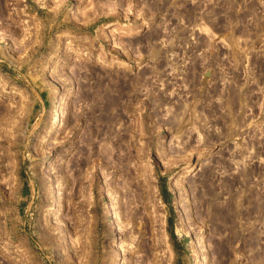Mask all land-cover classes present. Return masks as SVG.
Wrapping results in <instances>:
<instances>
[{
	"label": "rangeland",
	"instance_id": "1",
	"mask_svg": "<svg viewBox=\"0 0 264 264\" xmlns=\"http://www.w3.org/2000/svg\"><path fill=\"white\" fill-rule=\"evenodd\" d=\"M0 264H264V0H0Z\"/></svg>",
	"mask_w": 264,
	"mask_h": 264
},
{
	"label": "bare ground",
	"instance_id": "2",
	"mask_svg": "<svg viewBox=\"0 0 264 264\" xmlns=\"http://www.w3.org/2000/svg\"><path fill=\"white\" fill-rule=\"evenodd\" d=\"M55 104V103H54ZM56 106V105H55ZM54 106V107H55ZM51 118H52V120L50 121V126L49 127H47L48 128V132L49 131H52V130H54L57 126H58V124H59V122H60V112H59V110L58 109H56V108H54L53 109V113L51 114Z\"/></svg>",
	"mask_w": 264,
	"mask_h": 264
}]
</instances>
